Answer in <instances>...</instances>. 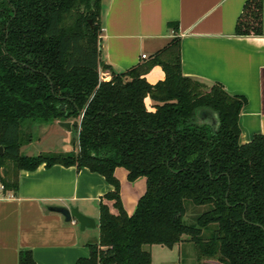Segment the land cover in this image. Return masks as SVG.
<instances>
[{
  "label": "trees",
  "instance_id": "obj_1",
  "mask_svg": "<svg viewBox=\"0 0 264 264\" xmlns=\"http://www.w3.org/2000/svg\"><path fill=\"white\" fill-rule=\"evenodd\" d=\"M101 11L102 0H0L3 192L18 189L21 171L42 165L103 176L117 214L100 204L99 241L76 264H152L146 247L183 242L193 244L198 264H264V136L241 142L246 99L183 75L175 23L174 38L152 60L115 72L101 59ZM262 12L263 0H249L236 34L262 35ZM154 65L165 79L152 85L145 75ZM72 120L76 150L21 154L24 123ZM118 168L129 182L147 181L132 215ZM19 263L35 264L31 251H21Z\"/></svg>",
  "mask_w": 264,
  "mask_h": 264
},
{
  "label": "crops",
  "instance_id": "obj_2",
  "mask_svg": "<svg viewBox=\"0 0 264 264\" xmlns=\"http://www.w3.org/2000/svg\"><path fill=\"white\" fill-rule=\"evenodd\" d=\"M248 1L102 0L101 59L117 73L143 65L170 43L175 32L169 24H177L183 75L208 86L221 84L230 95L246 99L239 127L241 142L249 143L257 134L264 136V0L263 34L239 36L237 22ZM101 78L109 81L110 72L101 73ZM145 78L154 85L165 79V72L154 65ZM147 105L152 108L153 101L147 99ZM50 127L61 129L59 121ZM115 176L124 209L132 215L147 181L139 178L130 184L123 168ZM112 190L103 176L87 168L42 165L21 171L16 191L0 188V264H20L21 251H31L35 264H76L88 258L89 244L100 238V204L117 214L114 202L105 199ZM51 207H77L97 227L82 231L78 222H67ZM150 251L152 264H159V250Z\"/></svg>",
  "mask_w": 264,
  "mask_h": 264
},
{
  "label": "rangeland",
  "instance_id": "obj_3",
  "mask_svg": "<svg viewBox=\"0 0 264 264\" xmlns=\"http://www.w3.org/2000/svg\"><path fill=\"white\" fill-rule=\"evenodd\" d=\"M75 121H70L73 124ZM52 123L39 124L26 122L21 128L22 139L24 141V147L21 153L24 155L37 156L40 154H58L68 153L64 152L66 148H73L74 135L72 131L67 133L65 128L57 130L55 127H50ZM73 149H77L76 145ZM143 180V179H142ZM136 182V181H135ZM141 182V181H140ZM145 184L146 182L142 181ZM133 182H130L132 184ZM193 209L188 211L187 221H192ZM159 250L156 255L155 261H159V264H198L196 251L194 246L190 242H183L176 245L173 249H169L164 246L146 247V250L153 249Z\"/></svg>",
  "mask_w": 264,
  "mask_h": 264
},
{
  "label": "water",
  "instance_id": "obj_4",
  "mask_svg": "<svg viewBox=\"0 0 264 264\" xmlns=\"http://www.w3.org/2000/svg\"><path fill=\"white\" fill-rule=\"evenodd\" d=\"M89 23L93 28V23L91 20L89 21ZM212 122L214 126H217L218 118L214 117ZM60 126L62 128H65L69 132L72 131V124L70 122H60ZM3 152H4L3 148L0 147V156L3 154ZM50 211L63 215L67 222H70L74 219L76 222L79 223L82 231H84L85 229H94L97 227L96 221L93 218L84 215L82 212H80V210L77 207H70V208L51 207Z\"/></svg>",
  "mask_w": 264,
  "mask_h": 264
},
{
  "label": "built area",
  "instance_id": "obj_5",
  "mask_svg": "<svg viewBox=\"0 0 264 264\" xmlns=\"http://www.w3.org/2000/svg\"><path fill=\"white\" fill-rule=\"evenodd\" d=\"M142 58L143 59H147V56L146 55H143ZM0 188H1V190H3V186H1Z\"/></svg>",
  "mask_w": 264,
  "mask_h": 264
}]
</instances>
